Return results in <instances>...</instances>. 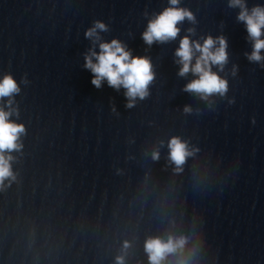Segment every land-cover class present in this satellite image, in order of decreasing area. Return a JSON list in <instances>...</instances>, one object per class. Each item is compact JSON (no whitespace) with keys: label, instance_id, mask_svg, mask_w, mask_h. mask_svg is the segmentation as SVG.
<instances>
[{"label":"water","instance_id":"water-1","mask_svg":"<svg viewBox=\"0 0 264 264\" xmlns=\"http://www.w3.org/2000/svg\"><path fill=\"white\" fill-rule=\"evenodd\" d=\"M167 6L0 0V79L11 74L20 85L11 119L26 128L12 153L17 178L0 188V264H115L124 241L125 264H148L145 239L169 233L188 238L189 264H264V67L247 59L252 44L228 0H181L197 22L149 47L141 33ZM96 20L108 25L102 41L151 58L150 95L133 108L125 89L106 81L97 89L84 68L89 49L98 51L85 37ZM188 28L201 43L227 38L228 63L213 67L228 81L226 96L183 91L194 77L178 75L174 53ZM173 136L196 150L180 172L168 161Z\"/></svg>","mask_w":264,"mask_h":264},{"label":"clouds","instance_id":"clouds-1","mask_svg":"<svg viewBox=\"0 0 264 264\" xmlns=\"http://www.w3.org/2000/svg\"><path fill=\"white\" fill-rule=\"evenodd\" d=\"M181 0H168V6L148 19L141 38L149 47L154 43L164 44L176 40L181 32V25L185 20L195 24L196 16L187 7H181ZM229 8H238L237 21L245 25L247 38L251 41L252 50L245 53L250 62L260 63L264 67V5H254L249 8L246 0H228ZM148 13L145 12V16ZM108 25L101 20L93 22L92 27L85 32V37L94 45L98 42V51L89 49L85 55L84 68L92 73L91 83L97 89L103 82L117 91L125 89L126 107H135L137 99L144 100L150 93V85L155 80V71L151 58L148 56L133 55L132 50L119 39L110 42L101 40L100 33L107 32ZM194 28H188L186 35L179 39V46L175 49L176 63L179 68L178 75L184 77L191 73L194 77L183 88V91L195 93L202 100L219 95L226 96L228 81L219 75L228 63V41L224 35L213 37L207 35L203 42L191 39ZM217 67L219 72L213 71ZM237 67L234 65L232 74L235 75ZM22 83L28 80L22 78ZM21 92L20 85L11 74H5L0 79V101L7 98L6 105L0 106V188L16 180V173L12 165L16 157L13 152H21L23 143L21 137L26 135L25 125L11 119L13 115L19 116L18 107H13L15 96ZM234 101H229L233 103ZM183 111L191 113L190 106L185 105ZM163 143V142H161ZM168 161L175 165L174 171H182L187 157L193 155L194 150H189L187 142L178 136H173L168 142ZM151 158L158 161L159 150H153ZM188 238L183 235L169 233L166 237L149 236L144 242V252L148 264H189L193 254L187 248ZM130 242L124 241L121 254L115 257V264H125L127 250ZM171 258V259H170Z\"/></svg>","mask_w":264,"mask_h":264}]
</instances>
